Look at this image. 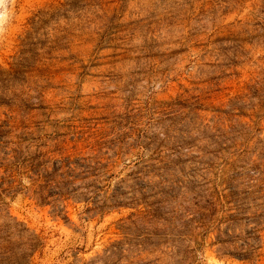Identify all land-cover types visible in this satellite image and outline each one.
<instances>
[{
  "label": "rangeland",
  "instance_id": "obj_1",
  "mask_svg": "<svg viewBox=\"0 0 264 264\" xmlns=\"http://www.w3.org/2000/svg\"><path fill=\"white\" fill-rule=\"evenodd\" d=\"M63 3L11 0L0 25V248L23 228L39 238L30 264H264V205L240 217L223 248L215 233L182 244L161 222L191 177L171 171L168 136H196L190 122L210 127L261 88L264 0H106L77 15ZM84 158L104 177L68 178L65 201L36 199L52 165ZM150 208L158 220L147 223ZM255 221V255H225L253 243Z\"/></svg>",
  "mask_w": 264,
  "mask_h": 264
},
{
  "label": "trees",
  "instance_id": "obj_2",
  "mask_svg": "<svg viewBox=\"0 0 264 264\" xmlns=\"http://www.w3.org/2000/svg\"><path fill=\"white\" fill-rule=\"evenodd\" d=\"M105 5L106 0H64L61 9L77 15L83 10L88 12L97 9L102 12ZM256 82V87L252 88L247 98L235 99L237 107L232 109V113L222 112L210 127L190 122L195 126L196 136L191 137L189 130L182 132L179 137L168 136L175 140L173 152L179 161V164L173 165L171 171L182 173L186 168L191 177L182 186L183 191L177 198L180 202L177 203L176 209L168 212V218L162 219L161 222L169 231L168 235L182 244L191 243L196 246L199 244L198 239L203 240L207 235L215 233L214 245L219 248L228 246L233 241L232 233L235 227L242 220L240 217L250 209L264 205V81L260 83L261 88L257 87L259 83ZM241 106L247 107V112L241 111ZM210 130L212 133L208 134ZM183 148L188 152L184 160L180 158ZM11 154V159H14L15 151L11 150ZM22 165L20 168L26 171L32 169L29 163ZM101 166L89 158L73 163L67 160L52 165L49 173L44 172L45 174L40 176L42 189L47 191V195L38 194L36 199L44 203L46 198L57 196L65 201L70 191L66 186L73 184L68 178L75 181L88 178L97 180L104 177L98 172ZM4 169L10 174L14 172L7 165ZM61 169L64 171L61 172ZM76 170L80 173L75 174ZM87 187H82L84 193L80 194L84 202L89 200L87 195L93 194L89 184ZM91 188L98 189L95 186ZM76 190L73 189L72 192ZM141 216H146L145 219L149 221L147 223L158 220L151 208ZM250 221L249 218L245 219V225L251 223ZM253 223L255 226L250 229L254 236L253 243L243 241L239 246L240 253L227 251L225 255L240 261H249L255 255L260 249V235L255 236L254 233L259 232L256 229L258 222ZM11 237L20 239V242L17 245L12 244L9 242ZM3 242L6 246L0 248V261L4 258H16L20 264H30V259L39 246L38 236L23 228L9 232ZM184 249L190 254L191 249L188 246Z\"/></svg>",
  "mask_w": 264,
  "mask_h": 264
},
{
  "label": "clouds",
  "instance_id": "obj_3",
  "mask_svg": "<svg viewBox=\"0 0 264 264\" xmlns=\"http://www.w3.org/2000/svg\"><path fill=\"white\" fill-rule=\"evenodd\" d=\"M11 2V0H0V25L4 23V21L8 18L9 12L7 5ZM2 31V28H0Z\"/></svg>",
  "mask_w": 264,
  "mask_h": 264
}]
</instances>
